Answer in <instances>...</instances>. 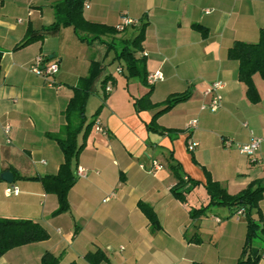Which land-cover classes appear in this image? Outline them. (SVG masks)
Wrapping results in <instances>:
<instances>
[{
    "label": "crops",
    "instance_id": "0c3cea01",
    "mask_svg": "<svg viewBox=\"0 0 264 264\" xmlns=\"http://www.w3.org/2000/svg\"><path fill=\"white\" fill-rule=\"evenodd\" d=\"M57 1L0 0V172L9 170L13 176L11 183L0 177V217L29 218L49 234L46 240L5 251L0 264H40L46 251L58 254L60 264H92L86 254L97 250L103 255L98 264H237L246 235L245 215L217 204L193 218L190 208L207 203L206 190V198H188L204 185L206 168L232 194L254 180L264 185V138L256 161L237 148L253 135L264 137V79L253 74L260 100L251 102L238 80V61L228 57L234 41H258L264 0H87L83 15L92 22L116 26L127 18L134 21L115 35L89 43L70 25L45 30L55 20ZM143 23L144 36L135 55L144 57L148 74H162L153 83L147 81L148 86L138 77H128L118 58L117 71L121 68L123 77L103 68L116 59L115 41L129 40ZM28 32L42 38L17 48ZM36 55H43L45 63L58 62L54 84L29 70ZM91 60L103 69L85 110L92 93L97 108L103 106L91 126L86 127V115L79 126L76 142L82 147L72 161L75 180L67 192L69 207L56 213L57 196L44 190L40 177L56 174L64 154L48 134L62 135L63 112L73 86L88 74ZM104 76H111L106 83L110 91L101 87ZM132 77L141 82L138 86L134 81V92ZM213 81L225 86L221 106L210 112L200 106L209 100L203 92ZM149 86L151 103L190 92L189 98L158 116L156 122L164 129L160 133L146 128L157 109L137 111L134 106ZM193 119L197 123L190 126ZM228 138L229 146L224 144ZM189 139L198 143L192 151ZM153 160L162 167L154 169ZM80 165L84 177L76 176ZM177 173L200 181L185 184L184 201L171 190ZM13 187L17 192L6 194ZM143 206L151 207L158 229L152 228ZM259 206L264 224V194ZM263 247L264 236L251 254ZM257 264H264V256Z\"/></svg>",
    "mask_w": 264,
    "mask_h": 264
},
{
    "label": "trees",
    "instance_id": "16d2710c",
    "mask_svg": "<svg viewBox=\"0 0 264 264\" xmlns=\"http://www.w3.org/2000/svg\"><path fill=\"white\" fill-rule=\"evenodd\" d=\"M86 0H59L54 3V15L55 20L48 25L45 30H53L58 28L61 24L70 25L74 31L77 32L78 37L82 41L92 42L96 39H101L103 35H115L118 30L116 26L105 25L104 23L92 22L90 19H86L83 15V5ZM117 25V24H116ZM196 29L202 30L203 34L206 33V29L202 28L199 24L193 25ZM145 23L140 24L137 28V33L129 40H123L122 46L117 51L115 58L123 61L128 77H138L142 83L149 85L147 82V70L145 67L144 57H137L136 51L141 48V41L144 36ZM42 35L36 32L27 33L26 37L19 42L16 47L19 48L22 45L25 46L35 39H41ZM228 57L238 61V80H241L246 86V96L251 102H258L260 100L258 90L253 81V74L258 73L262 79H264V27L259 29V37L257 42L247 43L241 40L234 41L231 47L228 49ZM1 58V51H0ZM102 65L98 62H90L88 74L80 77L77 84L73 86L74 94L69 99L67 106L63 112L65 125L62 129V135H55L54 133L48 134L49 137H53L59 144L63 152V161L60 164L58 172L52 175H45L41 178L43 188L46 192L55 193L58 200V207L55 208L56 213H61L68 210L69 204L67 201L68 189L73 185L75 175L72 170V161L77 156L82 144H77L76 135L79 131V126H82L85 122V104L88 96L90 95L93 84L98 77ZM111 77V76H110ZM110 77L104 76L101 81V87L105 89L106 83ZM152 92V86H149L148 90L143 95L134 100V106L137 111L144 109H157L152 115L149 122H146V128L148 131L163 132L164 129L156 122L160 114L170 110L173 105L186 100L190 96L188 89L181 93H172L170 97L159 103L150 102V94ZM103 106V103L97 108L95 112H92V119L87 123L86 127L92 125L95 121V117L98 114L99 109ZM174 167H178L175 163ZM205 179L203 184L207 193V203L199 207L190 208V216L196 218L204 214L208 207L213 205H225L232 207L233 210L244 209V217L246 219V235L242 245L240 257L237 260V264H257L262 256H264V247L259 252L252 255L251 248L257 239H262L264 236V224L259 201L264 194V185L257 181H252L246 188L238 191L237 193H229L224 186H222L218 180H213L209 171L204 169ZM178 182L171 188L173 194L179 199L184 201L185 192L184 189L186 183L191 181L192 186L197 185L200 181L193 180L191 178L184 179L178 174ZM144 211L148 215L153 229L160 227L159 222L156 219L151 207L143 206ZM48 231L39 222H35L23 218H8L0 217V256L5 251L12 249L16 246L29 244L32 242L42 241V239H48ZM86 258L92 264H98L103 259V255L98 252H91L86 254ZM40 264H60V256L50 251L43 253ZM69 264H78L74 261H70ZM192 264H204L197 261H192ZM207 264V263H206Z\"/></svg>",
    "mask_w": 264,
    "mask_h": 264
},
{
    "label": "built area",
    "instance_id": "2783aa9c",
    "mask_svg": "<svg viewBox=\"0 0 264 264\" xmlns=\"http://www.w3.org/2000/svg\"><path fill=\"white\" fill-rule=\"evenodd\" d=\"M87 1V0H86ZM85 1V3H86ZM134 21L131 18H127L124 20L123 23L121 24H117L116 27L118 30H123L124 27L126 25H128L129 23H133ZM144 54H146V52H144ZM29 70L34 73V74H38V76L43 77L44 79H46L49 83L54 84V79L53 76L58 72V62H52L50 61L49 63H45V58L43 55H36L34 57V59L30 62L29 64ZM119 71H121V68H119ZM158 78H162V74L160 72V70L158 71H154L153 73L148 74L147 76V81L149 83H153L155 80H157ZM224 82L222 81H213V83L211 85H209L203 92V94L205 96L209 97V100L203 104H201L200 109L202 110H208L210 112H214L215 110H217L221 104H222V99H223V94H222V90L224 88ZM106 91H110L111 90V86L106 85L105 86ZM190 126L195 125L196 119L191 120L190 122H188ZM243 126H246V123L243 124ZM99 131H104V129L101 126L97 127ZM9 127L6 126V128L4 129L6 132L8 131ZM264 137H258L257 135H253L250 137L249 141L247 142H242L241 144L237 145V148L239 150V152L241 154L244 153V155H246L247 157L250 158L251 161H256V158H254L255 152L257 149H259L260 144L262 142ZM224 144H226L227 146L232 144V141H230V139H225L224 140ZM198 145V143L196 141H192V140H188V149L190 151H192L196 146ZM152 165L154 167V169H160L162 166V164H160L157 160H153L152 161ZM86 175V171L83 167L78 166L77 170H76V176L77 177H84ZM13 191H15V193L17 192V189L15 187L13 188H7L5 190L6 194H10ZM244 213V209H239L237 210V214L241 215Z\"/></svg>",
    "mask_w": 264,
    "mask_h": 264
},
{
    "label": "rangeland",
    "instance_id": "374dc122",
    "mask_svg": "<svg viewBox=\"0 0 264 264\" xmlns=\"http://www.w3.org/2000/svg\"><path fill=\"white\" fill-rule=\"evenodd\" d=\"M130 32H131V30L129 29L128 32H122V33H123V36H128L130 34ZM121 46H122V43H120L118 40H116L115 41V47L117 49H120ZM110 54L111 55H110L109 60L112 59V55L114 54V51L112 50L110 52ZM117 64H118V59H114L112 62H109V61L105 62V64H104L105 66H103V68L106 67V68L110 69L111 71H113L115 74L120 75V77H123L120 74V72L117 71ZM124 71L126 73V69L125 68H124ZM100 73H101V71H100ZM134 81H137V85L138 86L141 85V82H140V80L138 78H133L132 77L131 82H130V84H131L130 85V92H132V91L134 92V90H135V82ZM94 95L95 94H93V93L91 94V96H90V98L88 100L87 106H86L85 115H86L87 121L91 120V118H92V112H94L95 109L98 106L97 105L96 98H93V97H95ZM247 122L249 123V121H247ZM261 143H263V142H261ZM206 170H207V168H206ZM202 195H204V196L206 195L205 188H204V185H199L193 191L190 192V195H189L188 200H191L192 202H194L195 200H197L198 198H200V196H202ZM205 198H206V196H205ZM216 206L217 205H214V206H211L210 208H213V207H216Z\"/></svg>",
    "mask_w": 264,
    "mask_h": 264
},
{
    "label": "water",
    "instance_id": "95a60500",
    "mask_svg": "<svg viewBox=\"0 0 264 264\" xmlns=\"http://www.w3.org/2000/svg\"><path fill=\"white\" fill-rule=\"evenodd\" d=\"M0 177L1 179H3L4 181L11 183L13 180V176L12 173L9 170H5L0 172Z\"/></svg>",
    "mask_w": 264,
    "mask_h": 264
}]
</instances>
